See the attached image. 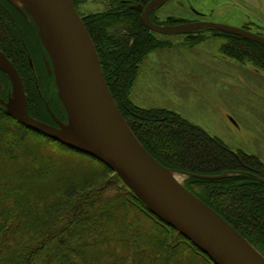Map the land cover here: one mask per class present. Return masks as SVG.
<instances>
[{"label":"trees","instance_id":"trees-1","mask_svg":"<svg viewBox=\"0 0 264 264\" xmlns=\"http://www.w3.org/2000/svg\"><path fill=\"white\" fill-rule=\"evenodd\" d=\"M72 1L78 10L89 0ZM153 1L105 0V11L80 14L111 93L145 150L165 169L194 176L185 188L264 256V162L233 151L174 111L145 109L131 99L142 64L165 47L133 8ZM152 12V21L163 25ZM215 32L228 40L221 49L225 57L264 71V46ZM37 36L19 8L0 0V51L22 78L29 114L55 124L53 104L64 119L67 113L50 99L53 84L44 74ZM188 37L203 41L199 34ZM0 79L8 88H0V264H215L105 163L14 117L2 103H7L11 79L1 70ZM27 156L45 160L47 181L35 178L39 170L33 165H21Z\"/></svg>","mask_w":264,"mask_h":264},{"label":"water","instance_id":"water-1","mask_svg":"<svg viewBox=\"0 0 264 264\" xmlns=\"http://www.w3.org/2000/svg\"><path fill=\"white\" fill-rule=\"evenodd\" d=\"M12 2V0H10ZM46 22L62 59V92L71 125L57 120V129L34 119L27 108L22 78L7 58L0 68L10 77L18 96L6 104L24 125L93 156L118 174L134 194L159 218L175 228L215 264H264V256L211 208L166 176L162 167L130 129L111 93L93 39L72 0H27ZM156 0L141 12L142 22L153 32L167 31L151 18ZM13 3V2H12ZM211 30L252 39L264 46V37L243 28L206 23ZM60 81V80H59ZM49 108V107H48ZM51 112V109H50Z\"/></svg>","mask_w":264,"mask_h":264},{"label":"rangeland","instance_id":"rangeland-1","mask_svg":"<svg viewBox=\"0 0 264 264\" xmlns=\"http://www.w3.org/2000/svg\"><path fill=\"white\" fill-rule=\"evenodd\" d=\"M12 2L25 14L28 23L38 35V46H42L44 50L45 55L43 57L46 66L44 74L46 78L51 79L50 81L53 84L51 86L53 91L50 99L53 103V99H55L56 104L58 102V105L67 113V118L64 119L55 104H53L54 110L51 116L55 124L38 121L57 129L55 133L61 135L66 130L61 129L57 120L65 126H70L71 117L61 89L62 84L61 80L59 81L57 64L47 48L39 23L31 8L23 3L16 4L14 1ZM159 4H155V9L152 13L159 22L163 23L161 27L167 31L166 33L156 34L165 47L149 54L142 64L137 84L143 85L144 90H141L138 98L133 99V103L145 109H168L179 113L191 123L203 128L211 136L221 139L233 151L241 150L247 154L259 157L264 162L263 70H259L251 66V64H242L235 61L233 91L231 97L228 96L224 99L221 95H216L212 92L206 93L204 89H200L198 86H195L198 91L197 96L195 97L194 94L190 97L185 94L183 89H180L178 81L176 82L178 84L176 86L177 92L170 86L173 82L167 79L178 73L180 76L189 71L185 64L178 63L179 60L185 61V56L181 55H185V52L178 50V46H197L196 48L204 46L203 53H206L205 55H215L217 52L223 58H227L222 54L221 49L227 44L228 40L216 33L215 30L194 24L196 22L207 21L235 28H245L252 33L264 36V0H170L165 4ZM106 9L105 0H89L78 5V12L83 17L103 12ZM198 14L203 15V18L198 16ZM170 18L180 20L181 23L176 25L167 24L166 22ZM183 21L184 23H182ZM187 33L190 34L189 36L199 34V37L203 36V41L193 43L189 41ZM191 40L194 39L191 38ZM198 52L200 54L199 50L197 54ZM187 57L193 58L194 51H191V56L187 55ZM161 59L163 60L161 61L162 63L156 64L154 62ZM166 59H173L169 61L171 65ZM152 60L154 61L152 62ZM174 61L176 62L174 63ZM32 63L34 62L32 61ZM0 70L6 74L1 68ZM166 72L168 73L166 74ZM255 80L260 81L259 86L255 85ZM11 84L7 103H18V96L12 81ZM0 88L2 92L8 90L7 83L1 79ZM61 136H64V134ZM44 161L42 159L41 162H36L30 156H27L25 162H21V165H33L36 170H39V175L35 178L47 181V175H45L46 162L44 163ZM169 171L177 176L179 185L182 187H185V182L189 178L194 177L181 171ZM40 195L43 196L42 193Z\"/></svg>","mask_w":264,"mask_h":264},{"label":"crops","instance_id":"crops-1","mask_svg":"<svg viewBox=\"0 0 264 264\" xmlns=\"http://www.w3.org/2000/svg\"><path fill=\"white\" fill-rule=\"evenodd\" d=\"M198 16L203 18V15ZM206 23H210L207 21H204L202 23H194L198 26H205ZM229 24V23H226ZM190 25V24H188ZM186 26V25H184ZM207 27V26H206ZM208 28V27H207ZM209 29V28H208ZM187 37L190 35L189 33L186 34ZM197 46H178V50L185 52L184 54H181L184 57L185 61L179 60V64H185L187 68H189V71H187L186 74H182L179 76V73L177 75L172 76L171 78H167L169 81L173 82L170 86L178 92L176 89V86L179 84L180 89H183L186 95H189L190 97L195 94V97L197 96V89L195 86H198L200 89H204V91L215 93L216 95H221L222 98L231 97V93L233 91V81H235L234 78V67L236 62L227 58H223L220 54L217 52L215 55H205L206 53H203L204 46H200V48H196ZM200 51V54L197 51ZM191 51H194V57H187L191 56ZM188 53V54H187ZM206 57V58H205ZM168 63L170 64V60L173 59H166ZM154 60H152L153 62ZM163 61L162 59L160 61H154L156 64ZM176 61H174L175 63ZM162 63V62H161ZM167 63V62H163ZM171 65V64H170ZM252 66V65H251ZM211 68V69H204V68ZM230 68V69H228ZM168 72H166L167 74ZM172 69H171V75H172ZM193 74V75H191ZM146 76V73H145ZM165 77V75L163 74ZM180 78V80H178ZM146 81V80H145ZM144 81V82H145ZM178 81V82H177ZM255 85L259 86L260 81L255 80ZM138 79L134 85V88L132 90L131 99L138 98L141 90H144L143 85L137 84ZM178 84H177V83ZM242 83V81H240ZM167 84V83H166ZM147 85V84H146ZM135 105H137L135 103ZM139 106V105H137ZM179 114V113H178ZM187 118V117H186Z\"/></svg>","mask_w":264,"mask_h":264},{"label":"bare ground","instance_id":"bare-ground-1","mask_svg":"<svg viewBox=\"0 0 264 264\" xmlns=\"http://www.w3.org/2000/svg\"><path fill=\"white\" fill-rule=\"evenodd\" d=\"M14 1L16 4H25L26 6H28L29 8H31V10L33 11L39 26H40V30L41 33L43 35V38L45 40V43L47 45V48L49 49V51L51 52V55L55 61V63L57 64V69H58V75H59V80H61L62 83H64L63 81V72H62V59H61V55L60 52L57 48V44L46 24V22L44 21V19L42 18V16L33 8V6L27 1V0H12ZM0 65H3V57L0 55ZM64 134V138L72 140L73 135L70 132H63L61 133V135ZM166 176L168 177L169 180H171L172 182H174L175 184L179 185V181L177 176L171 172V171H165Z\"/></svg>","mask_w":264,"mask_h":264}]
</instances>
